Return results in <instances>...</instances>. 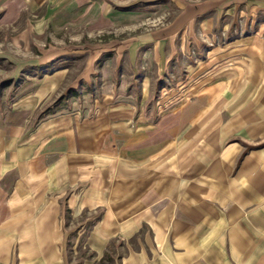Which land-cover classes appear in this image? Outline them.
Segmentation results:
<instances>
[{"label":"crops","instance_id":"obj_1","mask_svg":"<svg viewBox=\"0 0 264 264\" xmlns=\"http://www.w3.org/2000/svg\"><path fill=\"white\" fill-rule=\"evenodd\" d=\"M250 69L255 95L264 96V71ZM257 100L238 112L233 103L216 149L182 163L165 157L156 140L168 137L155 134L116 155L103 115L74 120L63 134L53 117L22 139L16 126L1 124L0 264H101L109 250L103 264H264V99ZM174 118L159 127L173 132L182 122ZM185 132L178 136L189 139ZM82 210L88 216L79 221ZM80 240L86 255L78 257Z\"/></svg>","mask_w":264,"mask_h":264},{"label":"rangeland","instance_id":"obj_2","mask_svg":"<svg viewBox=\"0 0 264 264\" xmlns=\"http://www.w3.org/2000/svg\"><path fill=\"white\" fill-rule=\"evenodd\" d=\"M19 2L0 0V126H16L19 139L53 117L63 134L103 115L116 155L155 134L182 163L216 149L233 103L237 112L263 103L247 70L264 71V0ZM172 116L182 121L173 132L159 127ZM183 126L189 139L178 136Z\"/></svg>","mask_w":264,"mask_h":264},{"label":"trees","instance_id":"obj_3","mask_svg":"<svg viewBox=\"0 0 264 264\" xmlns=\"http://www.w3.org/2000/svg\"><path fill=\"white\" fill-rule=\"evenodd\" d=\"M74 94H76V92H74Z\"/></svg>","mask_w":264,"mask_h":264}]
</instances>
